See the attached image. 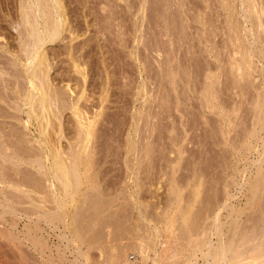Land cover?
<instances>
[{
  "label": "rangeland",
  "instance_id": "374dc122",
  "mask_svg": "<svg viewBox=\"0 0 264 264\" xmlns=\"http://www.w3.org/2000/svg\"><path fill=\"white\" fill-rule=\"evenodd\" d=\"M228 2L0 0V264H216V223L223 242L230 220L264 227V0ZM44 5L61 27L41 48L60 96L43 117L19 98L18 55L23 13L47 32ZM56 153L89 160L75 191Z\"/></svg>",
  "mask_w": 264,
  "mask_h": 264
},
{
  "label": "bare ground",
  "instance_id": "6f19581e",
  "mask_svg": "<svg viewBox=\"0 0 264 264\" xmlns=\"http://www.w3.org/2000/svg\"><path fill=\"white\" fill-rule=\"evenodd\" d=\"M224 1V0H223ZM54 2V1H53ZM227 2H228V0H227ZM45 3V2H44ZM229 3V2H228ZM45 4H47V3H45ZM37 8L38 7H40L39 6V4H38V2H37ZM61 5V4H60ZM42 7V9H47L48 10V8L50 7V6H48V8L44 5V6H41ZM41 9V8H40ZM47 10H44V12H46V23H47V25L45 26L46 27V29H47V32H44V31H42L41 29H42V25L37 21V19L36 18H31V16L29 15V14H24L23 13V18H22V23L25 25H23L24 27H26L25 29H26V31H24L25 32V35L23 34V37H22V39H21V52H20V55H18V56H20V58H21V60H23L24 61V67H26V70L24 71V69H23V73L21 72V74L20 73H18L19 75H21V77L20 78H22L23 77V79L24 80H26L25 82L27 83V86H28V88H26L24 91H23V89H22V91L19 93V92H17V93H19L20 94V96H19V94H18V96H19V98L22 96V99L24 98L25 99V103H24V105H27L32 111H33V113L35 114V112L37 111L38 112V114H40V115H42L43 117L47 114V112H48V109H50L51 108V106H53L54 104H55V102L56 101H59V98H60V96H59V92L58 91H56V89H53V88H51V86H50V84H49V82H48V76H47V72H46V68H47V60H46V57H45V54H43L44 52H42L41 51V48H42V46L45 44V43H47V41H51L52 39H54L55 37H58V35H59V30H60V27H61V9H60V6H58V7H55L54 8V12H51L50 10H51V7H50V10H48L49 12H47ZM39 11V10H38ZM34 12V11H33ZM41 13H43L42 11H40ZM255 13V12H254ZM256 13H259V12H256ZM255 13V14H256ZM33 14V13H32ZM256 16V15H255ZM254 16V17H255ZM261 16V15H260ZM54 17H56V19L54 20ZM58 18H60V19H58ZM53 19V20H52ZM256 19H257V17H256ZM60 20V21H59ZM45 23V24H46ZM63 23V22H62ZM256 26V25H255ZM231 27V26H230ZM263 35V34H262ZM259 36H260V33H259ZM13 59V58H12ZM243 59H245V58H243ZM12 61V60H11ZM15 63V62H14ZM242 63H247L246 62V60H244V62L242 61ZM11 64H13V63H11ZM17 69V68H16ZM29 70H30V72H29ZM23 74V75H22ZM15 78V77H14ZM18 78V77H17ZM24 82V83H25ZM23 83V82H22ZM19 84V83H18ZM25 86V85H24ZM210 86V85H209ZM24 88V87H23ZM209 88V87H208ZM207 89V88H206ZM207 94V93H206ZM64 97V96H63ZM209 97V96H208ZM18 98V99H19ZM211 100V99H210ZM210 100H208V101H210ZM261 100V99H260ZM259 100V101H260ZM258 101V102H259ZM263 101H264V98H263ZM261 102V103H263L264 104V102ZM17 102V101H16ZM60 102V101H59ZM62 102V101H61ZM257 102V103H258ZM17 105H19L18 103H16ZM260 105V104H259ZM15 106V105H14ZM76 106V105H75ZM207 106V105H206ZM261 106V105H260ZM20 109H22V108H20ZM18 110V109H17ZM36 110V111H35ZM22 111V110H21ZM56 111V110H55ZM20 112V111H19ZM53 113H54V111H52ZM29 113V112H28ZM75 113H77L76 111H75ZM37 115V114H36ZM28 116V115H27ZM32 116V115H31ZM259 116H261V115H259ZM29 117H30V115H29ZM43 117H42V120H43ZM31 118V117H30ZM51 118V117H50ZM260 118V117H259ZM25 119V118H24ZM47 119V118H46ZM45 119V120H46ZM261 119V118H260ZM264 119V118H263ZM263 119H261L262 121H263ZM45 120H44V122H45ZM22 121V120H21ZM31 121V120H30ZM26 123V122H25ZM27 123H28V121H27ZM45 123H47V122H45ZM50 123V122H49ZM49 123L47 124V125H49ZM52 123V122H51ZM50 123V124H51ZM22 124V123H21ZM40 124H41V122H40ZM56 124V123H55ZM44 125H46V124H44ZM43 125V126H44ZM39 128H38V131H39V134H40V136H45L46 134H45V129H44V127H41L40 125L38 126ZM47 127V126H46ZM88 128V127H87ZM84 129V128H83ZM85 130V129H84ZM55 132V131H54ZM59 132V131H58ZM85 134V133H84ZM87 135H89L88 133H86ZM86 134H85V137H86ZM83 137H84V135H83ZM89 137V136H88ZM91 137V136H90ZM47 138V137H46ZM46 138H43V139H46ZM51 138V137H50ZM49 138V139H50ZM8 140V139H7ZM40 140H41V138H40ZM78 140H79V138H78ZM45 142V141H44ZM85 142V141H84ZM83 142V143H84ZM6 143V142H5ZM10 143V142H9ZM51 143V142H50ZM53 143V142H52ZM82 144V143H81ZM2 145H4V144H2ZM2 145H0V146H2ZM49 145V144H48ZM83 145V144H82ZM8 145H6V146H3V147H7ZM80 149H81V147H79ZM3 149V148H2ZM5 149V148H4ZM71 149V148H70ZM135 149V148H134ZM59 150V149H58ZM75 150V149H74ZM1 151V150H0ZM4 151V150H3ZM85 151V150H84ZM13 152V151H12ZM12 154V153H11ZM22 154V153H21ZM80 154H81V152H80ZM87 154H88V157L87 158H89V153L87 152ZM14 155V154H13ZM16 155V154H15ZM60 155V154H59ZM59 155L56 153V156L53 158V159H55L56 161H59L60 162V164L58 163H56L58 166H57V169H56V171H55V174H54V177L58 180L59 179V181L61 180V182L64 180V182H63V187H64V190H66V189H69V188H72V190H74L75 191V189L74 188H76L77 186H78V182H79V180H80V177L82 176V174H80L81 172L79 171V165L82 163V160H83V158H81L80 157V155H79V157L77 156V158H75V159H73V160H71V162H70V164L68 163V164H66L65 162H63L62 161V159L63 158H60L61 157V155H60V157H59ZM70 155V154H69ZM81 155H83V154H81ZM0 156H1V154H0ZM3 156V155H2ZM1 156V157H2ZM23 156V155H22ZM38 155H36V157H37ZM44 156V155H43ZM87 156V155H86ZM6 157H8V158H6ZM17 157V156H16ZM16 157H14V156H10V154H9V156L7 155L6 156V154H5V156H4V159H2V160H4V161H6V162H8L7 160L8 159H10V161L11 160H14V159H16ZM19 157H21L20 155H19ZM41 157H42V155H41ZM40 156L39 157H37V158H35V160H31V162L29 161V159H28V162L27 161H24L25 163H29V164H31V165H33V164H36V165H38L39 167L38 168H43V166H42V158H41ZM45 158H46V156H44ZM72 157H75L74 156V154L72 153ZM7 160H6V159ZM18 158V157H17ZM9 161V162H10ZM17 161V160H16ZM84 162H85V164H86V162L88 161L89 162V160L88 159H86V158H84V160H83ZM18 162H20L19 160H18ZM55 162V161H54ZM10 163H12V162H10ZM14 163V162H13ZM77 163H79V165H77ZM82 165V164H81ZM84 165V164H83ZM35 166V165H34ZM79 167V168H78ZM5 168V167H4ZM14 168V167H13ZM16 169V168H15ZM17 171V170H16ZM93 172V171H92ZM3 173V172H2ZM7 175V174H6ZM18 175V174H17ZM28 175V174H27ZM29 176V175H28ZM9 178V177H8ZM12 179V178H11ZM8 180V179H7ZM26 180V179H25ZM262 181V180H261ZM263 183V182H262ZM256 184V183H255ZM258 184V183H257ZM23 185V184H22ZM26 185V184H25ZM264 185V184H263ZM60 186V185H59ZM62 187V188H63ZM56 188V187H55ZM70 190V189H69ZM71 190V191H72ZM62 191V190H61ZM73 191V192H74ZM177 191V190H176ZM252 191V190H251ZM263 191V190H262ZM261 191V192H262ZM63 192V191H62ZM194 193V192H193ZM256 193V192H255ZM254 193V194H255ZM73 194V193H72ZM180 195V194H179ZM194 195H195V193H194ZM257 195V194H256ZM9 196H12V195H9ZM264 196V195H263ZM16 197V196H15ZM20 197V196H19ZM45 197V196H44ZM258 197V196H257ZM253 199V198H252ZM176 200V199H175ZM52 201V200H51ZM197 201V200H196ZM259 202V200L257 199L256 200V202ZM49 202V201H48ZM42 204H44V203H42ZM92 204V203H91ZM97 204V203H96ZM254 204V207H255V203H253ZM260 204V203H259ZM90 205V204H89ZM191 205V204H190ZM257 205H258V203H257ZM256 205V206H257ZM61 206V205H60ZM178 206V205H177ZM252 206V205H251ZM188 208H183V209H178L177 208V210L175 209L174 211H176V213H175V215H174V217H175V219L177 218V219H179V221L181 220V222L183 223V226L185 227V228H183V229H189V227H190V229H191V226H192V229H193V224H192V222H191V219H192V217H191V209H189V206H187ZM259 207V206H258ZM262 207V206H261ZM8 208V207H7ZM95 209V208H94ZM56 211V210H55ZM99 211V210H98ZM232 211H234V210H232ZM259 211V210H258ZM257 211V212H258ZM91 212V211H90ZM261 212L262 213H264V210H261ZM260 212V213H261ZM55 213V212H54ZM63 213V212H62ZM81 213V212H80ZM99 213V212H98ZM217 213V212H216ZM230 213V212H229ZM61 214V213H60ZM94 214V213H93ZM217 214H219V213H217ZM257 214V213H256ZM193 215V214H192ZM261 215V214H260ZM262 215H263V217H262ZM261 215V217L262 218H264V214H262ZM52 216V215H51ZM215 216H216V214H215ZM219 216V215H218ZM217 216V217H218ZM58 217V216H57ZM63 217V216H62ZM79 217V216H78ZM95 217V216H94ZM172 218H173V216H172ZM261 218V219H262ZM1 219V218H0ZM72 219V218H71ZM195 219V218H194ZM215 220H216V217L214 218ZM219 219V218H218ZM218 219L216 220V221H218ZM236 219H237V217H236ZM74 220V222H75V220H76V218L75 219H73ZM193 220V219H192ZM214 220V221H215ZM264 220V219H263ZM262 220V221H263ZM214 221H212V222H214ZM216 221L213 223V224H215L216 223ZM238 221V220H237ZM261 221V220H260ZM259 221V222H260ZM50 222V221H49ZM231 222V223H230ZM230 228H229V226L227 227V229H226V231L228 232L229 231V233L231 234H229L230 235V237L229 236H226V237H228V238H224L225 239V242H223V240H222V232H221V229L220 228H218L219 226H220V224H217L216 223V226H218V227H214V228H216V232H214L215 230L213 229V233H216L215 234V236H216V238L218 237L219 239H217L218 241H220V243L219 242H217V246L218 247H213L212 245V248H216L215 250H216V253H217V262H216V264H264V227H263V225H262V229H260V227H261V225H260V227H258L261 231H258L256 228H255V230L254 229H252L251 231H250V236L248 235V233H246V235L244 234V232H242V233H236V230L239 228H241L240 230H238V232L240 231L241 232V230L242 231H246V230H244L242 227H240V226H238V228L236 229V227H234L233 225H235V224H233V222L230 220ZM77 223V222H76ZM199 223V222H198ZM234 223H235V221H234ZM262 223H264V221L262 222ZM261 223V224H262ZM78 224V223H77ZM196 224V223H195ZM89 225V224H88ZM95 225V224H94ZM179 225H180V223H179ZM229 225V224H228ZM80 226V225H79ZM78 226V227H79ZM182 226V227H183ZM221 226H223V225H221ZM220 226V227H221ZM82 227V226H81ZM83 227H85V226H83ZM181 227V228H182ZM77 228V227H76ZM222 228V227H221ZM229 228V229H228ZM183 229H182V231H183ZM189 229V230H190ZM224 229V228H223ZM84 230V231H83ZM83 230H82V228L79 230L78 228H77V235L79 236V238H82L83 240H85V236H86V234H85V231L86 232H88V230H85V228H83ZM257 230V231H256ZM191 231V230H190ZM252 231H255V232H252ZM253 233V234H252ZM85 236H84V235ZM183 234V233H182ZM223 234H224V232H223ZM182 236V235H181ZM224 236H225V234H224ZM245 236V237H244ZM247 236V237H246ZM249 236V237H248ZM87 237V236H86ZM227 239V240H226ZM211 242V241H210ZM211 244V243H210ZM210 244H209V246H210ZM210 246V247H211ZM215 252V251H214ZM123 251L121 250L120 252H119V254H117L114 258H113V260H112V262H111V264H122V261H123V259H122V257H123ZM159 254H160V252H159ZM158 254V257L160 256ZM212 255V254H211ZM208 256V255H207ZM157 257V258H158ZM213 257V256H212ZM207 259V258H206ZM213 260H214V257H213ZM127 261V260H126ZM137 261H138V264H162V263H164L163 262V260H161V257H159V259H157V262H155V261H150L149 259H148V257L145 255V253H144V255H143V260L141 261L142 263H140V261H139V259H137ZM209 261V260H208ZM125 263V262H124ZM126 264V263H125ZM209 264H211V262L209 263ZM212 264H215V263H212Z\"/></svg>",
  "mask_w": 264,
  "mask_h": 264
},
{
  "label": "built area",
  "instance_id": "2783aa9c",
  "mask_svg": "<svg viewBox=\"0 0 264 264\" xmlns=\"http://www.w3.org/2000/svg\"><path fill=\"white\" fill-rule=\"evenodd\" d=\"M126 264H138L137 257L135 255H133V254H130L127 257Z\"/></svg>",
  "mask_w": 264,
  "mask_h": 264
}]
</instances>
